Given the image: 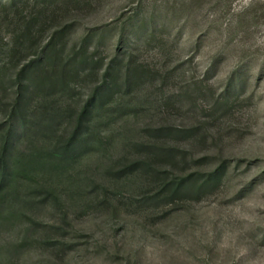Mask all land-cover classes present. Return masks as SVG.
<instances>
[{"label":"rangeland","instance_id":"1","mask_svg":"<svg viewBox=\"0 0 264 264\" xmlns=\"http://www.w3.org/2000/svg\"><path fill=\"white\" fill-rule=\"evenodd\" d=\"M43 1L23 8L45 11L17 54L18 22L0 15V138L19 65L56 31L55 50L105 63L123 37L147 75L130 92L118 85L79 158L36 165L13 187L0 209V264H264V0ZM74 67L72 94L50 111L78 109L108 66ZM58 121L34 150L68 137L73 122ZM158 125L180 130L173 143L188 158L159 167L168 181L191 180L189 194L139 211L151 178L121 171L148 156L139 145Z\"/></svg>","mask_w":264,"mask_h":264},{"label":"trees","instance_id":"2","mask_svg":"<svg viewBox=\"0 0 264 264\" xmlns=\"http://www.w3.org/2000/svg\"><path fill=\"white\" fill-rule=\"evenodd\" d=\"M29 1L31 0H0V15L3 20L8 21L13 18L18 22L20 33L12 54L21 51L28 40V35L32 34L31 30L36 27L41 14L45 11L40 9L30 14L26 13L23 8ZM35 1L34 5H40L42 2V0ZM63 37V34H58L56 31L51 36L50 42L48 41L47 45L42 48L38 59L28 60L19 65L15 76V102L8 124L4 123L8 125V128L0 138V209L12 195L13 187L21 183L23 179L30 178V172L36 169V165L43 163L60 165L79 158L89 142L86 135L92 130L94 122L112 112L111 106L117 101L118 85H124L130 92L132 86L142 76L147 75L134 59L132 51L126 48L123 37L118 38L111 45L113 52L106 63L101 59H96L94 53L87 54L81 50L80 53L66 54L64 48L55 50L53 47L56 38ZM91 37L85 36L84 40L87 41ZM128 46L134 47L133 44ZM86 63L108 66L102 80L96 83L90 95L78 109L63 111L62 115L58 111H50L49 109H54L61 98L71 93V78L80 76V70L74 66ZM114 66L124 71L121 83H119L117 72L113 69ZM37 102L36 109L38 110L34 111L32 107L35 108L34 104ZM68 118L74 125L66 139L57 138L52 142L55 145L45 152L34 150L37 135H46L47 132L58 130L56 126L59 124L58 120ZM1 126L0 132L2 131ZM179 133L180 130L172 125L154 127L150 139L139 145L148 156L132 162L130 166L121 171L123 176L142 170L143 175L151 178L149 181L154 185L155 191L148 194L151 192L149 191L141 199H136L139 211L164 203L169 204L188 192L187 186L191 180L189 182L168 181L169 170L159 167V163L166 160L174 161L178 156L188 158L185 150L173 143V138ZM43 138L45 136H41V139ZM27 142L32 150L21 149V144ZM203 189L204 187L201 186L200 190Z\"/></svg>","mask_w":264,"mask_h":264}]
</instances>
